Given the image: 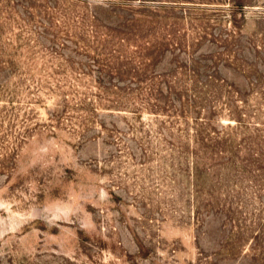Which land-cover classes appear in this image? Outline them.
I'll list each match as a JSON object with an SVG mask.
<instances>
[{
	"label": "rangeland",
	"instance_id": "obj_1",
	"mask_svg": "<svg viewBox=\"0 0 264 264\" xmlns=\"http://www.w3.org/2000/svg\"><path fill=\"white\" fill-rule=\"evenodd\" d=\"M0 264H264V0H0Z\"/></svg>",
	"mask_w": 264,
	"mask_h": 264
}]
</instances>
